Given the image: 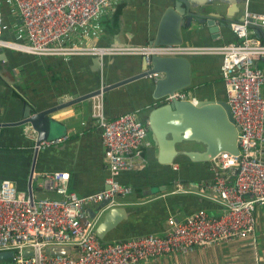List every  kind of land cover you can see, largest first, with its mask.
Instances as JSON below:
<instances>
[{
    "label": "built area",
    "instance_id": "obj_1",
    "mask_svg": "<svg viewBox=\"0 0 264 264\" xmlns=\"http://www.w3.org/2000/svg\"><path fill=\"white\" fill-rule=\"evenodd\" d=\"M0 0V35L3 26ZM18 10L25 44L4 42L36 57H76L84 55H139L148 65L152 57H187L215 54L222 56L221 76L228 103L238 131L239 154L228 152L212 161L213 179L202 189L185 188L177 182L172 194H198L222 206L212 217L196 211L184 221L170 219L163 235H148L125 241L103 242L90 221L88 209L103 210L121 206L118 199L134 193L120 182L122 173L145 165L144 148L150 145L148 126L136 113L110 119L106 115L105 96L92 99V117L102 129L107 152V189L79 196L68 189L67 172L40 174L39 187L58 198H36L29 190H19L11 180H0V254L12 253L0 264H159L163 258L177 259L198 249L252 238L256 232V212L264 206V40L255 36L251 24L264 31V14L246 10L241 22L232 24L236 41L205 48L186 46L99 47L84 46L78 39L94 29L96 22L119 0H13ZM154 79V78H153ZM157 81V79H154ZM173 100L196 102L190 90L164 97L160 104ZM23 134L36 142L38 134L27 125ZM63 138L42 141L39 148L57 146ZM68 248L67 254L53 248Z\"/></svg>",
    "mask_w": 264,
    "mask_h": 264
},
{
    "label": "crops",
    "instance_id": "obj_2",
    "mask_svg": "<svg viewBox=\"0 0 264 264\" xmlns=\"http://www.w3.org/2000/svg\"><path fill=\"white\" fill-rule=\"evenodd\" d=\"M167 7L168 0H119L104 12L94 29L85 32L86 34L78 39V43L99 47L150 45ZM224 10L234 24L243 20L246 10L264 14V0H232L231 4H225ZM1 11L4 20L0 40L25 44L26 39L21 33L15 2L5 0ZM236 39L232 28L221 32L217 38L203 30L185 36L183 46L195 48L223 46L235 42ZM187 57L192 65L190 93L194 100H203L206 96L212 99L220 97L226 99L221 76L222 56L204 54ZM256 65L264 71L262 61H257ZM90 73V68L79 56L36 57L19 48L0 44V122H16L22 117L29 102L51 108L78 98L87 89L85 77ZM155 84L156 80L153 78H144L105 95L108 118L114 119L123 114L136 113L148 126L150 145L144 148L145 165L120 176V182L134 189L132 195L118 199L121 206L144 205L159 199L166 200L169 196L177 195L172 194L177 182L187 189L200 190L202 184L210 183L213 179L212 161L199 162L183 152L199 151L201 149L198 146L189 142L176 146L169 145L165 140L169 141L170 136H166L165 140L160 142L150 132L149 118L156 108L163 106L157 105L153 99ZM262 92L264 94V85ZM166 117L167 115L161 117L160 121L166 122ZM53 118L60 124L59 129L66 132V136L57 146V151L42 161L41 169L44 171L42 174L67 172L70 175L68 189L79 196L107 189L105 184L109 173L107 152L102 143V129L92 117V100L66 108L56 113ZM7 144L13 143L8 141ZM11 158L0 153V177H3V172H7L2 170V166L13 165L11 167L20 168V171H15L17 182H13L19 190L26 191L29 188L27 168L30 162L14 157L18 160L12 164ZM39 176L36 175L32 185L34 196L58 198L56 194L40 189ZM97 208L88 209L90 221V217L95 216ZM215 211L220 213L222 209ZM191 213L185 214L178 206L170 208V217L162 223L164 232L159 235H163L169 228L170 219L184 221ZM159 264H264V206L258 208L256 212L254 237L198 249L188 256L177 259L166 257Z\"/></svg>",
    "mask_w": 264,
    "mask_h": 264
},
{
    "label": "water",
    "instance_id": "obj_3",
    "mask_svg": "<svg viewBox=\"0 0 264 264\" xmlns=\"http://www.w3.org/2000/svg\"><path fill=\"white\" fill-rule=\"evenodd\" d=\"M232 0H168V7L162 17L158 32L150 45L155 46H183L184 37L193 32L205 30L213 38L220 36L232 28V21L224 11L225 4ZM252 33L264 40L261 27L249 25ZM91 73L85 77L87 89L84 94L54 107H44L29 102L24 113L16 122H0V153L6 154L15 164L14 157L30 162L27 168L29 192L36 175L44 173L41 169L42 161L57 151V146L42 150V141H51L66 136L60 130V124L53 116L71 106L114 90L125 88L129 84L144 78L157 79L153 99L160 101L175 92L190 90L192 87V65L188 57H152L151 65L139 55H107V56H79ZM156 108L149 118V130L160 142L170 136L165 143L176 146L183 142L193 143L201 150L183 151L193 160L208 162L223 152L235 156L239 154L238 131L235 126L231 109L224 99H212L206 96L195 103L190 101L173 100L169 104ZM167 115L166 122L160 118ZM30 125L38 134L37 141L28 139L23 134L25 126ZM157 140V141H158ZM13 143V144H7ZM156 141V140H154ZM22 155V156H19ZM24 155V156H23ZM2 166L3 177L0 180L15 181V171L20 168ZM14 172V174H13ZM2 173V172H1ZM27 177V176H26ZM180 207L185 214L196 211H215L222 206L208 198L194 194H177L166 200L159 199L144 205L116 206L103 210L106 203L97 208L95 232L103 242L125 241L128 239L159 235L164 232L162 223L170 217V208ZM90 213V212H89ZM53 252L67 254L68 248L52 249ZM12 253H1L0 260L9 259Z\"/></svg>",
    "mask_w": 264,
    "mask_h": 264
},
{
    "label": "rangeland",
    "instance_id": "obj_4",
    "mask_svg": "<svg viewBox=\"0 0 264 264\" xmlns=\"http://www.w3.org/2000/svg\"><path fill=\"white\" fill-rule=\"evenodd\" d=\"M209 215L212 216V217H215V216H218L219 213L216 212V211H209ZM48 253L52 254L54 252L50 250V251H48Z\"/></svg>",
    "mask_w": 264,
    "mask_h": 264
}]
</instances>
